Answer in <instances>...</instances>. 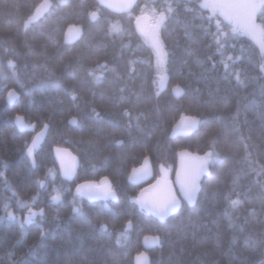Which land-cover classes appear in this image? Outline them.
<instances>
[{"label":"trees","instance_id":"obj_1","mask_svg":"<svg viewBox=\"0 0 264 264\" xmlns=\"http://www.w3.org/2000/svg\"><path fill=\"white\" fill-rule=\"evenodd\" d=\"M41 1L0 0V264H134L149 234L160 238L148 252L150 264H264L258 45L243 35L225 40L200 0H138L122 14L96 0H51L49 11L24 30ZM145 4L166 13L158 30L162 66L145 34L148 24L137 25ZM157 79H164L160 89ZM16 115L36 130L49 125L35 168L25 154L33 134L17 130ZM182 115L199 124L189 137L170 139ZM53 146L78 158L72 182L61 179ZM184 148L211 151L210 173L196 204L182 202L161 222L131 201L142 186L127 177L145 157L157 176L159 166H175ZM104 176L118 201L77 196L76 183ZM23 205L43 215L25 226Z\"/></svg>","mask_w":264,"mask_h":264},{"label":"snow or ice","instance_id":"obj_2","mask_svg":"<svg viewBox=\"0 0 264 264\" xmlns=\"http://www.w3.org/2000/svg\"><path fill=\"white\" fill-rule=\"evenodd\" d=\"M101 4L117 9L119 11H132L134 8L138 7L136 4V0H101ZM51 7L48 0H45V3L41 5V8L37 9V13H40L41 9L47 10V8ZM200 7L202 9H207L210 12V16L208 17L209 20L215 19L216 20V27L218 29L219 35L223 36L225 40L231 36L233 38L237 36H247L252 41L255 42L256 45L259 47V51L261 54L262 60H264V24L257 23V17L264 18V0H200ZM141 16H138L137 25L140 27V21L145 19L147 13L150 11L151 19H152V28L149 33H145L149 39L152 40L153 46L157 48L159 54V41H158V30L160 26L166 19L165 11L161 10L157 12L156 8L153 7L149 9L148 5L145 4L144 7L141 9ZM172 7L169 4L167 7V12H171ZM93 17L96 16V13H91ZM226 23L228 27H230V33L223 31L221 28V19ZM36 19H38L37 14H33L29 16L24 21L25 29L28 28L29 24L33 23ZM113 29L119 31L118 26H113ZM141 31L143 29L141 28ZM217 43H220L219 38L217 39ZM12 63L11 61L9 62ZM262 70H264V65H262ZM237 82H240L239 75L237 74ZM179 88H177V92H179ZM9 101L11 102L15 98L14 91H10L8 94ZM17 123L23 129L25 124L23 122V118L18 116ZM199 121L195 119H190L186 125L183 127V131L185 133L191 131ZM36 146V140L33 141L31 147L28 148V154L31 155L33 149ZM183 155V154H182ZM200 162L197 165V168L193 171V173L188 177L186 182L181 183L182 191L184 195L187 197L189 202L191 203L196 195V192L199 188V177L200 174L207 170L208 165L212 162L213 153L208 152L205 154L204 158H197ZM140 172L141 175L148 174V161L145 160L144 166L142 169L137 170L133 169L134 176L137 172ZM65 174L70 175V170L65 169ZM106 184V182H105ZM81 188H88V195L90 199L96 198L97 195L102 194L104 199H108L109 197L114 198V193H112L110 186H106L100 190V192H96L93 189L96 188L95 185H81L78 187L77 191L80 192ZM53 199H58V197H53ZM137 203L140 204L142 209H146L148 212L152 213L156 216L160 221H164L168 216L173 214L179 208V201L175 198L174 195L169 196L168 198L162 200H152L148 201L143 198V193L141 197L138 198ZM233 206H236L240 203L238 200L231 201ZM24 207H28L29 209V217L31 219L35 213L31 211L30 205H23ZM42 214V210H41ZM9 217L12 216L11 213H8ZM130 223V222H129ZM103 227V226H102ZM149 241L152 244H156L159 242V237H145V246H149ZM138 264L143 261V264H146L147 257L141 253L137 256Z\"/></svg>","mask_w":264,"mask_h":264},{"label":"water","instance_id":"obj_3","mask_svg":"<svg viewBox=\"0 0 264 264\" xmlns=\"http://www.w3.org/2000/svg\"><path fill=\"white\" fill-rule=\"evenodd\" d=\"M96 2L100 6H102L103 8L109 10L110 12H113L116 14H122L125 12V11H119L117 9L105 6V5L101 4V0H96ZM137 2H138V0H136V3ZM44 3H45V0H42L35 7V9L33 10V13L30 15V16H32L33 14L38 15V19H36L33 23H35L36 21L41 19L49 11L50 7L47 8V10L41 9L40 13H37V9L41 8V5H43ZM48 3H50V5H52L51 0H48ZM23 29L25 30L24 24H23ZM77 33H78V30L72 29L70 31L69 35H70V37H74ZM18 116L23 118V122L25 124V127L23 129H21V127L17 123V117ZM190 119H195L196 121H199L198 118H195L192 116L182 115L176 121V123L172 126L171 132L169 134V138L174 139L177 136L183 137V138L189 137L191 135V133L193 132V130L199 124L198 123L194 128H192L191 131L185 133L183 131V127H184V125H186L188 123V121ZM74 120H75L74 118H71L70 122H73ZM14 124H15V126L19 132H31L33 134L31 141L25 150V154L28 157L32 167L35 168V166H36L35 151L45 141L49 125L45 124L41 129L36 130V125L27 123L26 120L24 119V117L21 115L15 116ZM34 140H36V146L33 149L32 154L29 155L28 154V148L32 146ZM208 152H211V151H207L206 153H208ZM206 153H197V152H193L189 149H185V148L178 150L176 153L175 167L170 166L169 168H164L162 166H159L158 167L159 175H157L155 178H154V169H153L152 163L150 161V158L145 157L142 160L140 165L133 167L130 170L128 177H127V182L130 185L142 186L139 189V191L137 192V195L134 198H132L131 201H133L140 210L145 211L146 213L152 215L156 219H158L156 216H154L152 213L148 212L146 209H142L140 204L137 203V200H138V198L141 197L142 193H143V198L145 200H148V201L162 200V199L168 198L169 196L174 195L175 198L179 201V208L177 209V211L180 209L182 202L186 203L190 207H193L196 204L199 192L201 190V181L203 180L204 177L208 176L210 173V166L208 165L207 170L200 174L199 181H198L199 188H198V191L196 192L194 200L191 203L189 202L187 197L184 195V192L182 191V188H181V183L186 182L188 177L197 168V165L200 162L197 158H204ZM52 154H53L54 160L57 164L61 179L65 180L67 182H72L74 180L76 174H77V171H78V167H79L78 158L72 153V151L69 148L62 147V146H53ZM146 159L148 161V174L147 175H141V173L138 171L136 173V175L134 176L133 169L134 168L137 170L142 169ZM65 169H69L71 174L66 175ZM105 182H106V184H105ZM81 185H95L96 188L93 190L98 192V193L104 187L110 186L112 193H114V198L109 197L108 199L111 201H114V202L118 201V195H117L115 189L113 188L112 182L106 176L101 177L98 181H94V180L80 181L74 187V190H75L78 197L85 199L88 202H95V201L99 200L100 198H102L103 195L100 194V195H97L96 198L90 199L89 195H88V191H89L88 188H81L80 192L77 191L78 187H80ZM43 186H44V181H42L40 183V187H43ZM31 211L33 213H35V215H33L31 219H28L29 209L27 210L26 214L24 215V219H23V223L25 226H29L36 219L37 216L43 215V211L41 214V210H34L31 208ZM176 212H174L170 216L174 215ZM170 216H168L164 221H166ZM164 221H161V222H164ZM145 237L151 238V237H159V236L155 235V234H149V235H145L141 240V244H142L141 253H143L147 257L146 264H150L151 263L150 255L148 252L160 245V238H159V242L156 244H152L151 241H149V246L146 247L145 246ZM141 253H139V254H141ZM139 254L135 255L134 260H133L134 264H138L137 256ZM140 264H143V261H141Z\"/></svg>","mask_w":264,"mask_h":264},{"label":"rangeland","instance_id":"obj_4","mask_svg":"<svg viewBox=\"0 0 264 264\" xmlns=\"http://www.w3.org/2000/svg\"><path fill=\"white\" fill-rule=\"evenodd\" d=\"M139 16H141V15H139ZM146 18H151V16L147 13V16H146ZM142 22L143 23H141V25H144V23H146V24H148V30H147V33H149L150 31H151V28H152V20L150 19V20H148L147 22H146V20H144V19H142ZM151 40V39H150ZM159 41V40H158ZM151 42H152V40H151ZM156 48V47H155ZM156 53H157V60H158V62L160 63V66H162L163 64H164V61H165V58H164V50L162 49V47H161V45H160V42H159V54H158V50H157V48H156ZM162 76H163V73H161V76L159 77V79H161L162 78ZM164 85V79H162V81L161 82H159L158 81V79H157V86H158V88L160 89L162 86Z\"/></svg>","mask_w":264,"mask_h":264}]
</instances>
